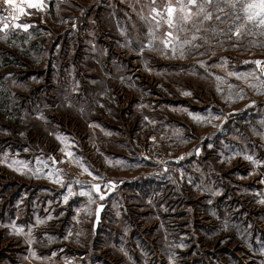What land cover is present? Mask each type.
Wrapping results in <instances>:
<instances>
[{"label":"rangeland","instance_id":"rangeland-1","mask_svg":"<svg viewBox=\"0 0 264 264\" xmlns=\"http://www.w3.org/2000/svg\"><path fill=\"white\" fill-rule=\"evenodd\" d=\"M254 2L0 0V264H264Z\"/></svg>","mask_w":264,"mask_h":264},{"label":"snow or ice","instance_id":"snow-or-ice-1","mask_svg":"<svg viewBox=\"0 0 264 264\" xmlns=\"http://www.w3.org/2000/svg\"><path fill=\"white\" fill-rule=\"evenodd\" d=\"M24 3H26L28 5L29 8H33V7H42V4L40 3V0H23ZM153 4H155V0H152ZM6 3L8 4H15V0H6ZM213 0H203V2L198 3V0H187V6L185 4L182 3V0H178V7H173L171 5L166 7V13H167V23L169 25L170 28L176 27V25L174 24V19H175V14L179 11L180 13H182V20L183 22L189 23L192 22L193 16L199 17L201 14L203 15V20L207 21V20H211L213 18L212 13L210 11H206V6H210L212 5ZM188 6H194L198 9V11H196L195 13L191 10L190 7ZM233 8L236 7V5L233 3L231 5ZM258 9V10H257ZM221 11H223V9H220ZM152 11L157 15V16H162L163 14L160 13L155 7H153ZM19 12L21 14H23L25 12V9L23 7L19 8ZM245 14L247 17L248 21H252V22H256L259 23L260 25H264V0H255L254 3H250L247 4L245 6ZM217 20H220L221 17L217 16L216 17ZM237 20L240 19V17L236 18ZM203 21H201L202 23ZM159 23V21L157 22ZM16 27H21L20 24H16ZM5 27H7V25H5ZM29 25L25 24L23 25V28L25 31H27ZM181 30H183V27L181 25ZM200 29H197V31H199ZM168 37L170 38H174V39H178V37H173V33L169 32L167 33ZM235 35L237 37H239L240 35V30L237 29ZM197 37L193 36L192 39L195 40ZM164 46L165 48H168L172 41L171 39L168 41H164ZM183 43L187 44L190 43V41H184ZM199 47V46H197ZM172 51L173 53H175L176 49L173 46L172 47ZM181 55H183V52H181ZM255 63L257 65H260L261 61H255ZM201 66H204L203 64H201ZM185 95H190V93L185 92ZM196 120H200V117H193ZM218 118V117H217ZM68 155H71V153H68ZM181 159H183V157H181ZM91 175V173H89ZM93 179H96V177H93ZM53 182H58V181H53ZM98 193L100 191V185H93L92 186ZM100 199L103 200L104 196L101 195ZM99 211V209L97 210Z\"/></svg>","mask_w":264,"mask_h":264},{"label":"crops","instance_id":"crops-1","mask_svg":"<svg viewBox=\"0 0 264 264\" xmlns=\"http://www.w3.org/2000/svg\"><path fill=\"white\" fill-rule=\"evenodd\" d=\"M20 1V2H19ZM40 2H42V0H40ZM23 7L25 10L26 9H31L28 7V5L26 3L23 2V0H18V4H16V8L19 10V8Z\"/></svg>","mask_w":264,"mask_h":264}]
</instances>
